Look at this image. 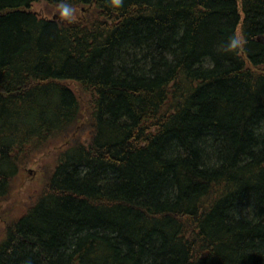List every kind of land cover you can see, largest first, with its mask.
Instances as JSON below:
<instances>
[{
    "label": "trees",
    "instance_id": "1",
    "mask_svg": "<svg viewBox=\"0 0 264 264\" xmlns=\"http://www.w3.org/2000/svg\"><path fill=\"white\" fill-rule=\"evenodd\" d=\"M0 264H264V0H0Z\"/></svg>",
    "mask_w": 264,
    "mask_h": 264
},
{
    "label": "rangeland",
    "instance_id": "2",
    "mask_svg": "<svg viewBox=\"0 0 264 264\" xmlns=\"http://www.w3.org/2000/svg\"><path fill=\"white\" fill-rule=\"evenodd\" d=\"M34 9L37 12H42L48 14V11L43 3L34 5ZM86 128L83 129L82 133L86 134ZM40 177L39 169L31 168L29 172L21 177L15 184L16 193L13 197L14 201L11 204V210L19 204L18 201H31L38 193L40 187Z\"/></svg>",
    "mask_w": 264,
    "mask_h": 264
}]
</instances>
